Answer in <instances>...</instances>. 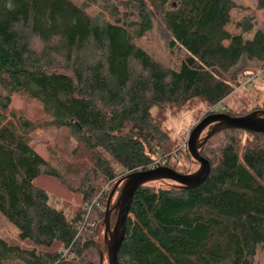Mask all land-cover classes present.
<instances>
[{"label": "trees", "instance_id": "trees-1", "mask_svg": "<svg viewBox=\"0 0 264 264\" xmlns=\"http://www.w3.org/2000/svg\"><path fill=\"white\" fill-rule=\"evenodd\" d=\"M236 9L247 10L236 0H0V215L24 244L0 238V264H100L104 199L90 211L96 226L81 207L67 218L36 178L54 177L90 203L103 183L155 166L154 155L190 162L187 151L166 146L161 122L173 108L200 102L207 114L251 112L215 111L241 77H254L246 61L264 77V24L245 39L259 25L244 17L230 34ZM152 13L168 48L185 52L178 69L137 43L151 32ZM13 95L39 101L50 123L68 128L81 162L55 166L36 152L29 134L37 126L10 108ZM200 154L211 169L199 187L134 192L118 264H256L264 253V134L226 130Z\"/></svg>", "mask_w": 264, "mask_h": 264}, {"label": "rangeland", "instance_id": "rangeland-1", "mask_svg": "<svg viewBox=\"0 0 264 264\" xmlns=\"http://www.w3.org/2000/svg\"><path fill=\"white\" fill-rule=\"evenodd\" d=\"M76 2H82V0H74ZM237 4L242 8H247V10L236 9L231 12V21L227 25L226 29L230 34H239L240 28L237 24L244 17H255L256 22L259 26L255 27L250 33L243 35L245 39H250L253 33L264 24V10H258L256 8L257 0H236ZM97 7L92 8L91 12H97ZM153 12V10H151ZM153 15V28L151 32H148L144 38L139 40L137 43L147 54L155 61H159L164 66L172 67L178 69L180 61L185 57V52L183 50H171L168 48L169 35L165 30L161 22L156 19L154 13ZM262 24V25H261ZM243 65H246L247 72L253 74L252 86L242 87L239 86L234 92H232L222 103H220L215 109V111H230L233 114L246 113L252 111L255 108L264 109V77L261 75L260 66L255 62L246 61ZM246 72V71H245ZM246 80L244 81V83ZM10 108L15 111H23L25 117L33 122L37 128L31 131L29 138L31 145L34 150L38 152L43 158L47 159L52 165L59 166L62 164H78L80 161H75L76 158L73 156V150L76 147V141L71 134V131L66 127L55 126V124L50 123L49 117L45 114L41 103L34 99H29L25 97H19L13 95ZM211 110L208 109L205 104L200 102L191 103L189 105L173 108L172 111H168L166 116L161 122L162 130L168 136V143L166 146L172 147L175 150L176 147H180L181 150L187 151L184 144L187 141L191 129L199 122V120ZM156 110H153V115L156 114ZM241 137L247 140V134L242 133ZM220 139V138H219ZM175 147V148H174ZM167 153V152H166ZM166 161L171 165L177 167L179 170L186 173L195 171L197 169L196 165L186 159H178L170 156V154H163ZM161 156L154 155V165L162 164ZM190 158V157H189ZM182 173V172H181ZM33 183L41 187L46 191L49 197V203L52 207L62 210L67 218H72L77 210L89 203L82 202V195L80 192H75L69 190V188L62 184L59 180L48 175H42L36 178ZM112 185V184H111ZM110 185V186H111ZM114 185V184H113ZM109 184L103 183L101 187V196L98 195L94 198L99 203L98 208L105 206L106 199L105 193L110 192L111 188ZM150 187L156 189L165 187L172 188L176 183L170 181H157L148 184ZM72 188H77L78 185L72 184ZM106 190V191H105ZM116 194L113 197L112 202H114ZM93 200V201H94ZM91 201V202H93ZM90 202V203H91ZM103 206V211H104ZM92 210V208H91ZM90 210V211H91ZM90 211L86 213L90 214ZM95 211V210H94ZM86 212V211H85ZM93 212V211H92ZM90 224L96 226L98 219L96 218L95 212H93ZM89 215V217L91 216ZM94 215V216H93ZM98 229L95 230V241L97 245H101L104 241V227L98 225ZM113 226V220H112ZM0 238L6 241L7 244L16 245L19 244L17 239V230L13 225L6 221L0 215ZM24 246V244H19ZM38 248L37 250L42 252ZM59 250V246L55 245L49 250ZM93 255V259L98 261V254ZM14 264H22L20 262H15ZM103 264H107L104 260ZM256 264H264V253L262 250H258L256 253Z\"/></svg>", "mask_w": 264, "mask_h": 264}, {"label": "water", "instance_id": "water-1", "mask_svg": "<svg viewBox=\"0 0 264 264\" xmlns=\"http://www.w3.org/2000/svg\"><path fill=\"white\" fill-rule=\"evenodd\" d=\"M226 130H242L263 135L264 109L243 115L223 112L204 115L191 129L187 138V152L197 167L195 171L180 173L157 163L148 169L130 172L115 182L107 196L104 216L100 223L104 227V241L97 245L100 264H103L104 260L107 264H118V250L126 236V220L134 192L157 181L174 182L176 185L171 187L178 190H191L202 185L209 175L211 165L200 151L213 136ZM115 194L116 198L112 202Z\"/></svg>", "mask_w": 264, "mask_h": 264}, {"label": "built area", "instance_id": "built-area-1", "mask_svg": "<svg viewBox=\"0 0 264 264\" xmlns=\"http://www.w3.org/2000/svg\"><path fill=\"white\" fill-rule=\"evenodd\" d=\"M252 78L253 77H251V76H244V77H241L240 79H239V83H240V85L241 86H247V87H251L252 86ZM246 80V82L244 83V81ZM185 148L187 149V141H186V143L184 144V150H185ZM101 196V192L99 193V195H98V198ZM93 207H99V203L96 201V200H94L93 202H91V203H89V204H86L84 207H83V210H85L86 211V213H88L90 210H91V208H93Z\"/></svg>", "mask_w": 264, "mask_h": 264}]
</instances>
